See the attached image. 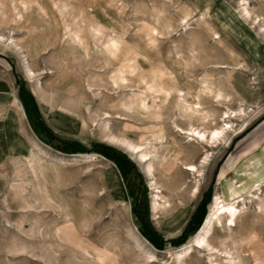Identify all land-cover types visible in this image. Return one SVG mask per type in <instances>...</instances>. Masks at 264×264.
<instances>
[{
    "label": "rangeland",
    "instance_id": "374dc122",
    "mask_svg": "<svg viewBox=\"0 0 264 264\" xmlns=\"http://www.w3.org/2000/svg\"><path fill=\"white\" fill-rule=\"evenodd\" d=\"M245 7L264 25V0H0V264H225L195 242L213 201L264 185V35ZM246 202L210 244L264 264Z\"/></svg>",
    "mask_w": 264,
    "mask_h": 264
},
{
    "label": "bare ground",
    "instance_id": "6f19581e",
    "mask_svg": "<svg viewBox=\"0 0 264 264\" xmlns=\"http://www.w3.org/2000/svg\"><path fill=\"white\" fill-rule=\"evenodd\" d=\"M242 15L244 18L243 23H245V25L246 24H249L250 26L253 25V28L256 29V31H258L259 34L264 35V25L262 23L263 18L254 14L247 7H245L243 9ZM2 40H4V38H2ZM115 47H117V46L115 45ZM216 99L218 100V102H223V101H226L228 99V96H224L222 93L219 92L216 94ZM183 109L185 110L186 115H184V116H186V117L200 116L201 120H205L207 118L206 116H202V111L200 108L193 109L192 106H185V107L183 106ZM240 113L244 114L245 111L241 110ZM237 114H238L237 112L234 113V118L237 116ZM224 118L227 120V119H230L232 117H231L230 113L227 112L224 114ZM224 128L230 129L231 128V122L226 121V125L224 126ZM224 128L221 129L222 131H220V130L211 131L210 136H209L207 141H206V136L202 132H200L198 129L188 130L189 132L185 131V129H181V132H182V134H187L189 136H192L193 138H195L197 141L201 142L202 144L205 142L214 144V143L218 142L219 140H221L220 137L224 133L223 132ZM121 142H122L121 145L126 150L131 152L132 154H140V156L142 157L141 163L142 162L147 163L148 161H150L151 152H149L145 146L134 145V143L132 144L131 142L127 141L126 139L122 140ZM212 147H215V146L212 145L211 148ZM208 160H209V155H207L206 158L204 159L203 165L206 164V162ZM148 168L149 169L147 171H145V173H146L147 177L152 178L154 176L153 175L154 172H152L153 169L151 167H148ZM185 169L188 172L200 173V170L195 165H187L185 167ZM263 188H264V185H263L262 179H260L256 184H254L246 192V195H247L246 198H244L245 197L244 195L240 194L241 191H236L237 189L232 185L229 187L228 194L231 197L237 196L236 198L232 199L229 202L228 200L224 199L223 197L217 196L213 201L214 211L207 218V220L205 222L206 227L204 228L203 233L201 235H199L198 238L195 239L197 248H201L203 250L206 249L207 251H209L210 255L213 257H220L221 258V256L224 255L225 256V260H224L225 264H241L239 257L234 256V253H231L228 250H224V251L217 250V248L213 247L210 244V238L214 235L217 228H222L225 231H229L230 233L234 229L237 228L239 218L241 217L242 214L245 213V211L248 210L246 200H248L251 203L254 202L255 204L258 205L257 206V209H258L257 212H259V214L264 213V200L262 199V189ZM253 189H254V191H253ZM156 209H158V208H156ZM190 252H191V249H189L188 254H192ZM215 261H218V260L216 259Z\"/></svg>",
    "mask_w": 264,
    "mask_h": 264
},
{
    "label": "trees",
    "instance_id": "16d2710c",
    "mask_svg": "<svg viewBox=\"0 0 264 264\" xmlns=\"http://www.w3.org/2000/svg\"><path fill=\"white\" fill-rule=\"evenodd\" d=\"M143 224H146V223H143ZM144 226H146V225H144ZM157 236V235H156ZM159 237V236H158ZM184 239V237H181V238H179V239H177V241H182Z\"/></svg>",
    "mask_w": 264,
    "mask_h": 264
}]
</instances>
